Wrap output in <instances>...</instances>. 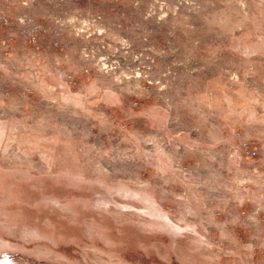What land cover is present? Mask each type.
Listing matches in <instances>:
<instances>
[{
    "label": "rangeland",
    "instance_id": "1",
    "mask_svg": "<svg viewBox=\"0 0 264 264\" xmlns=\"http://www.w3.org/2000/svg\"><path fill=\"white\" fill-rule=\"evenodd\" d=\"M23 1L0 0V264H264V0H91L65 39Z\"/></svg>",
    "mask_w": 264,
    "mask_h": 264
},
{
    "label": "crops",
    "instance_id": "2",
    "mask_svg": "<svg viewBox=\"0 0 264 264\" xmlns=\"http://www.w3.org/2000/svg\"><path fill=\"white\" fill-rule=\"evenodd\" d=\"M39 1L40 0H32V1L24 0L21 3L25 4L27 6V5H31L32 3H36V2H39ZM47 1H50V0H45V5H46ZM51 1L54 2V29H53L54 37L58 38V39H65V38H68V37L71 38L70 30H68L66 28H63V27L57 25L56 23L60 22L61 24H63V23H66L68 20H70V16L71 15L70 16L68 15V12L65 9L66 7L68 8V7L75 6V5H82V3L83 4L86 3V4L90 5L91 4L90 3L91 0H51ZM42 2H44V1L42 0L41 3H37L38 5H36V7H39V4L43 5ZM19 5H21V4H19ZM45 13H48V12H45ZM27 15H29L28 14V10L27 9L25 10V8H24V9L20 10V12H19L17 17L25 16V18H26ZM1 17H4V19H5V14H3ZM9 21H10V18H9ZM3 37H4V35H1L0 39L3 38ZM7 57H8L7 55H4V53L0 52V58H1L0 61L2 62V66L6 65V68L9 69L11 63H10V61L8 59H6ZM60 64L61 63L56 58L44 55V57L40 56V58L36 59L35 61H31V62H24L23 61L21 65H47V67H49L51 65H60ZM34 69L38 72L36 67H34ZM34 82H40L39 83L40 86L42 87V89L46 90V92H49V90L51 88L54 89V86H57V85H59V87H63L62 83L58 82L57 79L56 80L50 79V78H46L45 79V78L42 77V75H41L40 79H36ZM1 85L4 86L5 85V81ZM52 92L53 91H51V93ZM42 93H45V92H42ZM53 94H54V92H53ZM51 101H53V100H48V99L45 98V99H42V100H40L38 102H40V103H49Z\"/></svg>",
    "mask_w": 264,
    "mask_h": 264
},
{
    "label": "built area",
    "instance_id": "3",
    "mask_svg": "<svg viewBox=\"0 0 264 264\" xmlns=\"http://www.w3.org/2000/svg\"><path fill=\"white\" fill-rule=\"evenodd\" d=\"M248 154H251V152H250V153H248Z\"/></svg>",
    "mask_w": 264,
    "mask_h": 264
}]
</instances>
